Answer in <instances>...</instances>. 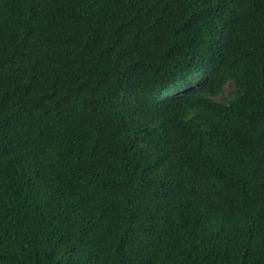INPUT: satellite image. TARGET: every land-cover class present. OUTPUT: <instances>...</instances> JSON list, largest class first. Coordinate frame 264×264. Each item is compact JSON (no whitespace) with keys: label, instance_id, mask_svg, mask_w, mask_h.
Listing matches in <instances>:
<instances>
[{"label":"trees","instance_id":"1","mask_svg":"<svg viewBox=\"0 0 264 264\" xmlns=\"http://www.w3.org/2000/svg\"><path fill=\"white\" fill-rule=\"evenodd\" d=\"M0 264H264V0H0Z\"/></svg>","mask_w":264,"mask_h":264}]
</instances>
